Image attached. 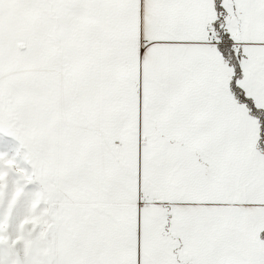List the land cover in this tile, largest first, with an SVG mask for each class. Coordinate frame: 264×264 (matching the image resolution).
Returning <instances> with one entry per match:
<instances>
[{
	"label": "snow or ice",
	"instance_id": "1",
	"mask_svg": "<svg viewBox=\"0 0 264 264\" xmlns=\"http://www.w3.org/2000/svg\"><path fill=\"white\" fill-rule=\"evenodd\" d=\"M0 264H264V0H0Z\"/></svg>",
	"mask_w": 264,
	"mask_h": 264
}]
</instances>
